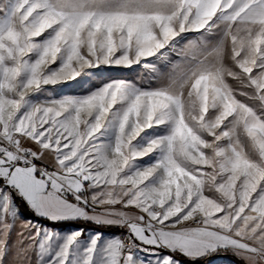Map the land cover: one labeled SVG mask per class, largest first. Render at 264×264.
Wrapping results in <instances>:
<instances>
[{
    "label": "snow or ice",
    "instance_id": "obj_1",
    "mask_svg": "<svg viewBox=\"0 0 264 264\" xmlns=\"http://www.w3.org/2000/svg\"><path fill=\"white\" fill-rule=\"evenodd\" d=\"M221 254L264 264V0H0V264Z\"/></svg>",
    "mask_w": 264,
    "mask_h": 264
},
{
    "label": "rangeland",
    "instance_id": "obj_2",
    "mask_svg": "<svg viewBox=\"0 0 264 264\" xmlns=\"http://www.w3.org/2000/svg\"><path fill=\"white\" fill-rule=\"evenodd\" d=\"M175 59V57H172ZM52 67H56V65H53ZM158 67H162L161 65H158ZM101 72H103V76L101 78H97L96 76H92L91 79L96 82V84H100L101 79L107 80L109 77L112 78H123V79H128L132 81H136L141 85H147L149 82L150 77L153 75L149 69H144L140 66H133L132 69H123L119 67H105L102 66ZM58 88L60 86H57ZM52 86H46L45 89H43L41 92L34 94L30 98L34 101L40 100H50L53 98L59 99L62 98V96H57L52 90ZM77 94H82L81 88L75 84L69 82L67 86L63 87V93L62 95H77ZM151 132L152 130H148ZM152 160L150 157H145L143 158L142 163L148 164L151 163ZM232 260L229 258L223 256V255H218L214 257L212 260L208 262V264H232Z\"/></svg>",
    "mask_w": 264,
    "mask_h": 264
},
{
    "label": "trees",
    "instance_id": "obj_3",
    "mask_svg": "<svg viewBox=\"0 0 264 264\" xmlns=\"http://www.w3.org/2000/svg\"><path fill=\"white\" fill-rule=\"evenodd\" d=\"M25 215L27 216L28 214L26 213ZM29 218H31V217H29ZM101 231L113 233V232H119L120 230H119V229H115V228H109V229H101ZM221 255H223V256L229 258V259L232 260V261L235 260V258L232 257L231 255H224V254H221ZM213 258H214V257H213ZM213 258H212V259H213ZM212 259H211V260H212Z\"/></svg>",
    "mask_w": 264,
    "mask_h": 264
},
{
    "label": "crops",
    "instance_id": "obj_4",
    "mask_svg": "<svg viewBox=\"0 0 264 264\" xmlns=\"http://www.w3.org/2000/svg\"><path fill=\"white\" fill-rule=\"evenodd\" d=\"M21 227V223L20 221L17 222V228L19 229ZM107 233H110V232H107ZM113 233H118V232H113ZM16 237H15V233H13V236H12V240H14ZM82 239H86V237H82ZM10 243H11V240H10ZM10 257H11V254H10ZM9 257V258H10Z\"/></svg>",
    "mask_w": 264,
    "mask_h": 264
},
{
    "label": "built area",
    "instance_id": "obj_5",
    "mask_svg": "<svg viewBox=\"0 0 264 264\" xmlns=\"http://www.w3.org/2000/svg\"><path fill=\"white\" fill-rule=\"evenodd\" d=\"M127 242V241H126Z\"/></svg>",
    "mask_w": 264,
    "mask_h": 264
}]
</instances>
